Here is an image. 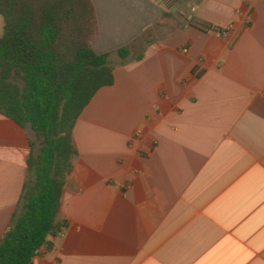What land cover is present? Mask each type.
Wrapping results in <instances>:
<instances>
[{
    "label": "crops",
    "instance_id": "1",
    "mask_svg": "<svg viewBox=\"0 0 264 264\" xmlns=\"http://www.w3.org/2000/svg\"><path fill=\"white\" fill-rule=\"evenodd\" d=\"M93 1L99 54L159 26L141 61L112 57L114 85L79 118L62 206L70 225L32 264H264V0H194V14L161 35L160 0ZM30 140L0 114V236Z\"/></svg>",
    "mask_w": 264,
    "mask_h": 264
},
{
    "label": "trees",
    "instance_id": "2",
    "mask_svg": "<svg viewBox=\"0 0 264 264\" xmlns=\"http://www.w3.org/2000/svg\"><path fill=\"white\" fill-rule=\"evenodd\" d=\"M0 14V114L35 136L22 197L0 236V264H32L42 248L53 250L49 239L70 225L62 206L79 155V118L102 88L114 85L112 57L123 66L141 61L159 25L115 53L99 54L93 48L99 35L93 0H0ZM186 24L227 33L197 18Z\"/></svg>",
    "mask_w": 264,
    "mask_h": 264
},
{
    "label": "rangeland",
    "instance_id": "3",
    "mask_svg": "<svg viewBox=\"0 0 264 264\" xmlns=\"http://www.w3.org/2000/svg\"><path fill=\"white\" fill-rule=\"evenodd\" d=\"M160 1L165 6L167 11H169L170 17L165 18V21L163 23L164 28H159L160 30L156 33V35H161L162 31H170L172 29H176L181 22L185 21L187 18H189V16L194 14V12L190 10V6H189V3L193 5L194 0H160ZM3 25H4V19L0 15V27H1L0 37L4 35ZM29 132L32 139L35 140V136L33 135V133L31 131ZM38 149H36V153L39 152Z\"/></svg>",
    "mask_w": 264,
    "mask_h": 264
}]
</instances>
